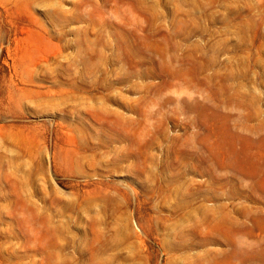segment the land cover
<instances>
[{
  "label": "rangeland",
  "instance_id": "obj_1",
  "mask_svg": "<svg viewBox=\"0 0 264 264\" xmlns=\"http://www.w3.org/2000/svg\"><path fill=\"white\" fill-rule=\"evenodd\" d=\"M0 264H264V0H0Z\"/></svg>",
  "mask_w": 264,
  "mask_h": 264
}]
</instances>
